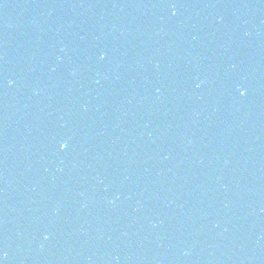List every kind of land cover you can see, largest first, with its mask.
<instances>
[{"label": "water", "instance_id": "95a60500", "mask_svg": "<svg viewBox=\"0 0 264 264\" xmlns=\"http://www.w3.org/2000/svg\"><path fill=\"white\" fill-rule=\"evenodd\" d=\"M0 264H264V0H0Z\"/></svg>", "mask_w": 264, "mask_h": 264}, {"label": "clouds", "instance_id": "9594fccd", "mask_svg": "<svg viewBox=\"0 0 264 264\" xmlns=\"http://www.w3.org/2000/svg\"><path fill=\"white\" fill-rule=\"evenodd\" d=\"M9 83H11V81H10ZM241 94H243V93H241ZM63 148H64V145L62 144V145H61V149H63Z\"/></svg>", "mask_w": 264, "mask_h": 264}, {"label": "snow or ice", "instance_id": "6c2138e0", "mask_svg": "<svg viewBox=\"0 0 264 264\" xmlns=\"http://www.w3.org/2000/svg\"><path fill=\"white\" fill-rule=\"evenodd\" d=\"M101 58H103V57H101ZM64 147H66V145H64Z\"/></svg>", "mask_w": 264, "mask_h": 264}]
</instances>
